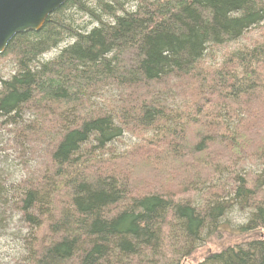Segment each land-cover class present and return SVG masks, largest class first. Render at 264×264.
<instances>
[{
    "label": "trees",
    "instance_id": "trees-1",
    "mask_svg": "<svg viewBox=\"0 0 264 264\" xmlns=\"http://www.w3.org/2000/svg\"><path fill=\"white\" fill-rule=\"evenodd\" d=\"M0 58V131L40 156L0 178L20 264H182L235 206L264 229V0H66ZM197 264H264V238Z\"/></svg>",
    "mask_w": 264,
    "mask_h": 264
},
{
    "label": "rangeland",
    "instance_id": "rangeland-1",
    "mask_svg": "<svg viewBox=\"0 0 264 264\" xmlns=\"http://www.w3.org/2000/svg\"><path fill=\"white\" fill-rule=\"evenodd\" d=\"M84 23L86 20L81 19ZM256 33H250L247 36V42L256 38ZM245 39V41H246ZM56 50L44 55V59H49L56 54ZM130 56V55H129ZM128 56V57H129ZM14 73V65L10 59L0 58V80L7 79ZM167 104L173 103L172 100L166 99ZM28 115L23 117L26 120ZM14 130L13 126L0 131V178L3 179L7 186L15 183L23 174L35 171V166L39 164L40 156L31 153L28 144H37V141L27 143L25 137H20L8 132ZM122 143L114 142L117 152L124 151L128 146L134 144L136 139L129 134L121 137ZM35 168V169H34ZM261 166L257 162H248L240 164L237 171L243 172H260ZM246 211H240L237 206L233 208L223 220L222 226L215 230L213 235L209 236L206 241L200 245L192 254L182 261V264H197L211 253L223 250L228 246L241 243L253 238H264V229L255 232H237L232 226L227 227L228 223H242ZM223 227V228H222ZM26 234L22 222L18 217H11L8 209H0V264H20L24 256L22 249L23 238Z\"/></svg>",
    "mask_w": 264,
    "mask_h": 264
},
{
    "label": "water",
    "instance_id": "water-1",
    "mask_svg": "<svg viewBox=\"0 0 264 264\" xmlns=\"http://www.w3.org/2000/svg\"><path fill=\"white\" fill-rule=\"evenodd\" d=\"M66 0H0V54L17 34L38 31Z\"/></svg>",
    "mask_w": 264,
    "mask_h": 264
}]
</instances>
